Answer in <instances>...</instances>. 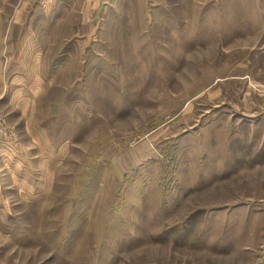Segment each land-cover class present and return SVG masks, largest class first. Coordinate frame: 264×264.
Wrapping results in <instances>:
<instances>
[{
    "label": "rangeland",
    "instance_id": "rangeland-1",
    "mask_svg": "<svg viewBox=\"0 0 264 264\" xmlns=\"http://www.w3.org/2000/svg\"><path fill=\"white\" fill-rule=\"evenodd\" d=\"M23 34L0 264H264V0H0Z\"/></svg>",
    "mask_w": 264,
    "mask_h": 264
},
{
    "label": "crops",
    "instance_id": "crops-1",
    "mask_svg": "<svg viewBox=\"0 0 264 264\" xmlns=\"http://www.w3.org/2000/svg\"><path fill=\"white\" fill-rule=\"evenodd\" d=\"M31 25L28 24V26H30V28H31ZM7 37L8 36H6L4 38V40H3V37L0 35V53H1L3 45L4 46H9V47H11V51L5 56V58L6 59L9 58L10 61L12 62V57L16 58L17 54L19 53V55H18V56H20L19 59L22 61L20 63L23 64V65L24 64L28 65L27 58L32 57V55H33V41L35 40V38H37L36 40L38 42H41V40L38 38L37 35H35V38H34V35L23 34L22 36H20L21 38H20L19 44H18L17 39H13V38H11V36L9 37V39H7ZM6 42H8L9 44L6 45L5 44ZM40 47H41L42 50H45L42 46H40ZM14 52H16V53L14 54ZM46 52L47 51L45 50V55H46ZM41 56H43V55H41ZM30 65H32L31 62H30ZM1 143L2 142L0 141V153H2V151H6L7 153H11L12 152V150H9L8 147L3 146L2 145L3 143L2 144ZM20 149L21 148L16 149V151L15 152L13 151L12 154L14 156H16L19 153ZM23 184H24L23 186H25V188L28 189L29 185L27 184V182L26 183L24 182Z\"/></svg>",
    "mask_w": 264,
    "mask_h": 264
},
{
    "label": "built area",
    "instance_id": "built-area-1",
    "mask_svg": "<svg viewBox=\"0 0 264 264\" xmlns=\"http://www.w3.org/2000/svg\"><path fill=\"white\" fill-rule=\"evenodd\" d=\"M0 141L4 144H6L8 147L11 149H16L15 147L17 146V142L12 139H9L7 136L0 137Z\"/></svg>",
    "mask_w": 264,
    "mask_h": 264
}]
</instances>
